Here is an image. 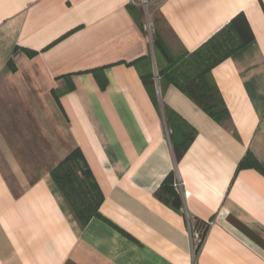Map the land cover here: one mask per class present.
Here are the masks:
<instances>
[{"label":"crops","instance_id":"0c3cea01","mask_svg":"<svg viewBox=\"0 0 264 264\" xmlns=\"http://www.w3.org/2000/svg\"><path fill=\"white\" fill-rule=\"evenodd\" d=\"M239 13L253 39L211 69L220 123L158 75L144 25L178 59ZM169 119L195 133L176 162ZM76 147L103 195L83 226L50 175ZM246 153L264 169V0H0V264H191L187 217L214 219L194 264H264Z\"/></svg>","mask_w":264,"mask_h":264},{"label":"trees","instance_id":"16d2710c","mask_svg":"<svg viewBox=\"0 0 264 264\" xmlns=\"http://www.w3.org/2000/svg\"><path fill=\"white\" fill-rule=\"evenodd\" d=\"M129 10H131L130 7ZM252 39V32L243 13L234 16L193 52L185 53L178 59H171L157 36L154 33L151 35L153 48L161 53L168 63V67L163 71H158V75L178 87L209 116L220 123L226 120L229 114L212 81L211 69ZM142 79L145 83L151 82L152 76H142ZM165 126L176 162L181 158L195 133L186 125L172 119L166 121ZM240 167L264 170L249 153H246L241 160ZM50 175L81 226L98 214L103 195L78 147L59 161L50 170ZM176 178L172 170L165 177L161 187L171 192L172 205L180 210L182 199L178 190L173 186Z\"/></svg>","mask_w":264,"mask_h":264},{"label":"built area","instance_id":"2783aa9c","mask_svg":"<svg viewBox=\"0 0 264 264\" xmlns=\"http://www.w3.org/2000/svg\"><path fill=\"white\" fill-rule=\"evenodd\" d=\"M166 133L168 135L167 129H166ZM181 185L182 183L179 181V179L176 178V180L173 183V186L178 190L181 188ZM213 224H214V219H209L207 221H204L201 224L202 225L201 227H198L196 225H193L190 219L187 217V231L190 237V245H191V253H192L191 264H194V260L203 245L207 232Z\"/></svg>","mask_w":264,"mask_h":264},{"label":"rangeland","instance_id":"374dc122","mask_svg":"<svg viewBox=\"0 0 264 264\" xmlns=\"http://www.w3.org/2000/svg\"><path fill=\"white\" fill-rule=\"evenodd\" d=\"M144 29L147 32L148 38L151 40V31L147 23L144 25Z\"/></svg>","mask_w":264,"mask_h":264}]
</instances>
